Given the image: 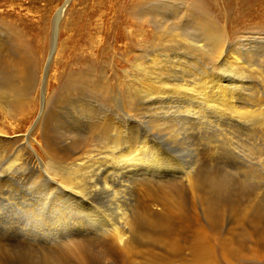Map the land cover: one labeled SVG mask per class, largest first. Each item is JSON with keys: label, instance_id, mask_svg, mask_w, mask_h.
<instances>
[{"label": "bare ground", "instance_id": "1", "mask_svg": "<svg viewBox=\"0 0 264 264\" xmlns=\"http://www.w3.org/2000/svg\"><path fill=\"white\" fill-rule=\"evenodd\" d=\"M180 1L181 6H186L188 3L186 0ZM191 6L193 11H197L196 5ZM153 8L155 9L154 6ZM190 8L191 7H189V9ZM149 9L150 8L147 10ZM121 13L123 12L121 11L120 14ZM124 15H122V17H124ZM195 21L197 25L199 24L203 27V32L201 33V38L203 40L198 41L197 39V41L194 40V42L189 43L194 49H197L196 51L201 53L202 57L206 55L209 61L212 62L219 54H222L221 50L224 43H226V37H224L222 30H219L217 26L200 15L197 14ZM164 23L165 22L159 24L163 26ZM14 34L16 37L18 36V38L14 37L12 33L10 34L9 30H0V110L13 118L20 116L15 122H19V126H22L28 122L36 111V102L33 99V93L38 91V84L33 82V79H31L33 77L28 76L31 72L34 73V66H29V71H23L26 68L23 67L22 63V52L18 49L19 46H21L20 36L16 31H14ZM90 34L86 37L87 43H89V38L92 39ZM184 36L186 35L181 33L182 41L194 38L190 37L188 39ZM196 36L199 35L197 34ZM253 39H251V41ZM202 41H205L203 42L204 44ZM200 42L201 44H199ZM196 51L194 54L197 55ZM234 53L235 56L231 55V57H229L226 55L230 60L223 61L222 66L220 64V66L223 67L222 71L224 73L217 74V69L215 74H213L214 71L212 73L211 71L202 72V77L199 78L197 75L198 77L195 79L196 82L195 80H182L179 82L180 80L174 78L177 74L173 76V72V79L171 78V80L168 79V75L163 76L159 72L157 73L156 70L159 71L162 68V66L159 68L162 64L158 65L159 57L155 54L156 56L151 60V68L153 71H148V69L145 68L147 65H145L142 69L145 68L146 70H142L143 73L141 77H139L140 79L138 78L140 81L139 83H141L140 90L143 93L139 103L142 106L146 105V110L150 114V118L148 117V124H150V126H147V128H145L146 130L143 131L144 136H140L138 139L131 135L127 136L125 129L127 126L125 127L123 122L122 124L120 123L121 121H116L113 119L114 117L110 115L109 110L111 108L109 109L108 107L109 103L114 101L112 100L114 96L107 83L108 75L103 70L96 74L86 63L82 64L81 66L83 68H80L81 70L69 72V74L66 75L65 84L59 91L55 92V95L49 100L46 99L45 91L47 90V86H45V88H43L44 93H42L41 110L37 115L36 121L41 127L43 134L42 147L44 148L45 157L49 160L50 169H47L44 164L41 165V162L34 155L35 153L33 154L29 151L26 146L22 145L23 143L21 145L19 143L18 145L15 141L5 138L3 135L6 133L2 132L3 129H0V195L4 194V188L13 187V185L17 186L16 183H19L16 179L19 178L16 177L17 169H22L23 171L30 169V175L35 176L34 178L31 177L32 181L30 183H32V185L37 184L40 191L45 192V194L47 193V196L51 197V201H56V203H52L53 208L56 207V210L60 208L63 215L66 214L63 213V210L67 209L68 213L73 214L74 217L70 221H68V219L66 221L65 219V221H62L63 223H59L61 226L55 230L49 226L52 230L42 231L41 228H43V224L41 226L38 222L40 219L37 222L40 224L41 228L39 229L42 232H35L29 228V230H27L23 226L24 224L22 223L24 222L22 220L21 225L23 228L19 229L10 222V219H13L15 206L8 200V198L11 199L7 196L9 193H5L7 198H1L0 196V200L7 201L6 204H3V207H0V229L4 231L3 233H5L6 236L7 233L13 235L15 238H19V241L22 240L21 242H23V244L29 246V248L23 247L24 249H20L21 247L14 249L15 244H13L14 248L11 247L12 244L9 242L10 238L8 240L1 238L0 264H7L9 261L13 260L21 264H108L121 261L124 264L125 262L126 264H196L183 258V255H186L184 249L185 244L190 245V255L199 260H209L216 254V249L212 246L211 240L206 235V230L201 226V223H196V225H194L195 235L192 240L186 237V229L193 227L191 225V220L196 221L199 216L213 234L219 231L226 217L229 218L228 225L233 223V225L237 227L238 233L235 235V239H237L240 245L238 250H233L223 236L216 239L220 250L227 252L224 254L226 262L230 261L231 258L238 262L247 259H263L264 209L260 206L263 204L260 202L261 197H259V202L258 200L256 201L255 197L258 194H250L247 192L249 191L248 189L246 191L247 195L243 193H241L243 196L236 194L238 197H242L241 199H237V197L234 198L233 195L232 197H228L226 192L229 191L226 190L228 183V176L226 177V174L228 173L226 171H224L226 174L218 173L214 171V169L213 171H207L209 168L205 171V167L203 168L200 165L197 166V159L201 157L199 155L200 150L198 146L191 150L194 152L193 156L190 154L192 157H186V161L182 164L177 159L178 150H180V153H182L181 151H186L180 148V144H178L184 137L180 139L178 136L182 134L183 130L189 129L190 126L194 125L193 129L195 126L197 128L200 127V130L205 127L210 130L209 127L212 126L219 131L218 135L227 137V133L230 132L222 128L218 121L219 118L222 117H225L228 121L239 124L249 123L250 121L255 122L254 120H257L259 129L257 128L256 130H260L259 133H261V142L258 143H262V148H257V150L255 148L253 155L256 156L254 159L257 160V162H261V160L264 159V108L261 107L264 101L260 96H257L255 101H252L251 98L249 100V97L246 99L248 95L245 97L247 94L245 91L248 90L247 84L249 83L245 74H256L261 77L262 73L254 68V64L248 59L247 55L246 57L240 53L236 54L235 51ZM194 54L192 56H194ZM197 59L200 60L199 57ZM169 64H167V66ZM67 65L68 63L64 62L63 57L60 69L61 67H67ZM157 65L159 67H157ZM172 65L175 71L176 68H180L183 71L182 67L186 64L178 62V64L172 63ZM164 68L165 67L162 69ZM206 69L211 68L209 67ZM206 69L203 70L205 71ZM167 70L166 72H168ZM133 79L135 78L133 77ZM61 80L62 78L59 75L54 79L53 83H51L50 88L59 87ZM134 82L135 81H133V83ZM190 83H193V85L190 86ZM251 90H253L252 87ZM134 91H136V89H134ZM92 92L95 95L98 94L103 100V104L97 102L99 103L98 106L100 109H98L96 105L92 103L94 101L90 99L93 95L89 93ZM137 94L139 95V90ZM255 94L253 96H255ZM182 97L186 99L189 104L191 103V106L185 103L191 108L185 105V107L188 108H184L183 112L185 114L180 118L174 116L176 119L178 118V122H175V120H173L174 118L172 119L173 121H165V116L160 114L169 111L165 112V109H163L164 113H160L157 109L160 107L169 108L170 105L172 106L171 103ZM127 102L128 105L131 104L130 96ZM116 103L117 102L114 104ZM111 104H113V102H111ZM177 104L173 103V105ZM26 106H28L27 109H24ZM179 106L184 107V105L179 104L175 107L178 108ZM182 110L183 109L180 111ZM206 112H210V116H207V114L205 115ZM168 115H170V113ZM62 116L67 117L68 122L64 120L65 123L67 122V125H63L65 127L64 129H66V134L62 131L64 136H60L64 138L66 135V139L67 134L71 136L70 142L65 148H60V145L58 147L55 143L56 141L54 142L50 138L51 127L54 124L56 125V123L59 124V121L62 123ZM253 122L251 123L253 124ZM254 124L256 126V123ZM114 127L117 128V133L115 132L113 134L110 130ZM58 128L56 127V129ZM138 130L137 132L139 133ZM163 130L166 133L161 132ZM195 131L196 130H193L191 132L194 133ZM253 131L255 130H252V132ZM185 132L187 133V131ZM198 133L200 134V131ZM29 135L30 133L24 135L21 137V140L28 139ZM56 136L58 137L59 135L57 134ZM97 136L103 140L102 143L100 139L98 140L100 144L96 142L97 140L95 138ZM246 136H248V133H246ZM55 137H53V139ZM251 138L253 137L251 136ZM177 139H180V141ZM254 139L256 138L254 137ZM58 140L60 141V139ZM184 140L187 141L188 136L187 139ZM184 140L183 144L185 142ZM189 140H192V138ZM229 143L228 145H230ZM183 144L181 147L184 146ZM232 147L234 148V145ZM233 148L229 150L230 154L236 155L235 152L237 150ZM24 149H26L25 151L27 153H22ZM227 149H229V147ZM178 157H180V155H178ZM189 157L191 158L190 161L197 160V162H189V160H187ZM200 161L202 165V160ZM208 164L209 163L203 165L207 168ZM23 171L20 172L24 173ZM45 171H54L57 175L59 174L61 185L64 183L68 190H64V186L54 182L53 179L46 175ZM251 172L260 178V175H257L254 169H252ZM44 175L45 180L43 183H39L38 180L41 181L42 179H40V176L44 178ZM163 178H167L168 180L171 178V180L168 181ZM29 181L26 182L28 183ZM21 183L23 184V182ZM180 183H182L183 188L180 186ZM246 185L248 184L246 183ZM233 186L234 188L239 187L237 185ZM34 190H32V192ZM237 190L239 189H236V192H238ZM132 192H135L134 196ZM184 192L187 198L185 197L186 195H183ZM255 192H257V190ZM27 193L29 194V192ZM31 194L32 193L29 194L30 197L35 195L31 196ZM195 196L198 199V205L195 202ZM21 199L23 202L21 209L23 205L24 207H30L27 203H29L31 199L25 197H21ZM35 201H37V199ZM38 202L42 203V201L39 200ZM13 203L15 204V202ZM247 203L253 207L248 206ZM255 203L259 204V207H256L254 205ZM15 205L19 206L18 204ZM36 205L33 207H36ZM38 206L40 207L39 204L37 207ZM46 206L47 205H45V207ZM78 207L80 209L74 212L73 210ZM45 209L47 210L48 208ZM195 210L199 213H196ZM18 211L15 213L19 215ZM36 214L34 213V215ZM22 215L20 216L22 217ZM46 215L48 216V214ZM33 219L34 217L32 221ZM36 219H38V217H36L35 220ZM18 222L20 223V221ZM27 222L29 223L30 221ZM246 223L251 225L250 229L246 228ZM31 224L33 226V223ZM55 224H58V222L54 223V225ZM26 225L25 222V226ZM36 225L35 223L34 228ZM229 231H231V228H229ZM32 247H35L36 250L32 251ZM94 248H97L99 251L94 253ZM228 264L233 263L230 261Z\"/></svg>", "mask_w": 264, "mask_h": 264}, {"label": "rangeland", "instance_id": "2", "mask_svg": "<svg viewBox=\"0 0 264 264\" xmlns=\"http://www.w3.org/2000/svg\"><path fill=\"white\" fill-rule=\"evenodd\" d=\"M186 1L188 2L187 5L181 6L180 0H0V30H9L10 34L12 33L14 37H16V35L14 34V31H16L17 34L20 36L21 46H19L18 49H20V51L22 52V63H23V67L26 68L23 71H29L30 70L29 66L31 65L34 66V69H35L34 73L31 72L30 74H28V76L33 77L31 78L33 79V82H36L38 84V91L33 93V99L36 102V108H35L36 111L34 112L33 116L28 120L26 124L19 126V122H15V121L19 119L20 116L13 118L7 114H4L2 110H0L1 112L0 113V129H3L2 132L6 133L5 134L6 136L5 135L3 136L5 138L15 141L18 145L19 143L20 145L23 143L22 144L23 146H26L27 149L31 151L33 154L35 153L34 155L41 162V165L44 164L47 169H50L49 160L45 157L44 151H43L44 148L42 147V140H43L42 135L43 134L41 131V127H40V124L38 125L36 121L37 115L41 110V105H42L41 100L43 96L42 93H44L43 88L47 86V90L45 91L46 99L47 100L51 99L55 95L54 93L59 91L60 88L65 84L66 75H68L69 72H75V71L81 70L80 68H83L81 65L85 63L88 66H90L96 74L100 73V71L102 70L106 72V74L108 75L107 83H108L110 91L113 93L112 95L114 96L112 99L114 101H111L113 102V104H111V102L109 103L108 108L109 109L111 108L110 110L108 109L109 113L112 117H114L113 119H115L116 121L118 120L119 122L121 121L120 123L123 122L124 124L123 123L122 124L125 127L127 126L126 128L124 127L126 129L127 136L131 135L137 139L140 136H144L143 131L146 130L145 128H147V126L148 127L150 126V124H148L150 114L146 110L147 107L146 105L142 106L139 103V101H141V96H143V93L140 90L141 83H139L140 82L139 77H141L143 71L146 69H148V71H151V72L153 71L151 68L152 66L151 60L156 56L155 54H157V56L159 57V58L157 57L159 61L158 65L162 64L160 65V67L157 65V67L159 68H161V66L162 68L165 67L164 69L161 68L162 69V70L160 69L161 71L160 70L158 71L155 68L157 73L159 72L163 76L168 75L167 77L170 80L171 78L173 79L174 74L175 75L177 74L176 76H174V78H176L177 80H180L179 82H181L182 80H185V81L193 80L194 81L195 79H197L198 76L199 78L202 77L203 75L202 72L211 71L212 73L214 71L213 74H215L216 69H217L216 71L217 74L224 73L222 71L223 67H221L222 63L223 61L229 59L227 58V56L229 57H231V55L235 56L234 51L236 52V54L240 53L245 56L247 55L248 59L252 62V64H254V68L259 70L262 73L261 74L262 78L256 74L247 73L246 75L244 73L247 81L249 80V83L247 84L248 90L245 91L247 92V94L244 92L243 93L246 94L245 97L248 95L246 99H248L249 97V100L251 98L252 101H255L257 99L256 97L260 96L263 98V101H264V41H263L264 40V0H186ZM191 5H196L197 11H193ZM153 6L155 7V9L153 8ZM147 7L150 9L147 10L148 9ZM189 7L191 8L189 9ZM121 11L123 13L120 14ZM59 14H60V17H59ZM197 14L203 17L204 19H207L210 23L217 26L219 30L223 31L224 37H226L225 38L226 43H224L225 47L223 45L222 50H221L222 54H219L218 55L219 57L217 56V58H215V60L212 62L209 61L206 55L202 57L201 53L196 51L197 49H194L189 43V42H194V40L197 41V39L198 41L203 40L201 38L203 27L199 24L197 25L195 21L197 18ZM122 15H124V17H122ZM163 22H165L163 26L159 24ZM181 33L186 35L184 37H187L188 39L190 37H194V38H190L189 40L186 39V41L185 40L182 41ZM89 34L92 39L89 38V43H87L86 37ZM175 34L176 35L178 34V35L176 36ZM197 34L199 36H196ZM16 38H18V36ZM251 39H253L254 41L253 40L251 41ZM203 42L205 41H202V43ZM199 44H201V42ZM195 51L197 55L194 54ZM193 54L195 58L194 56H192ZM197 56L200 58V60L197 59L198 58ZM63 57H64V62L68 63V65L67 67H61L60 69V64H61V60L63 59ZM180 59L183 61H181ZM188 59L190 60V62ZM195 59L198 61H196ZM201 61L203 64L201 63ZM178 62L186 64V65H183L182 67L183 71L180 68L178 69L176 68V71L174 70L172 63L178 64ZM166 63L167 64L170 63V64L167 66ZM144 66L146 69L145 68L142 69ZM184 66L185 67L187 66L186 69ZM134 67H137L138 69ZM139 67L141 70L139 69ZM166 67L168 68V70ZM169 67L170 69L171 68L173 69L170 70ZM209 67L212 70L206 69ZM203 69H206V70L204 71ZM166 70L168 72H166ZM177 71L179 72L180 75L178 74ZM172 72H173V76H172ZM59 75L62 78L61 84L59 85V87L56 86L55 88L54 87L50 88L51 83H53L54 79L57 78ZM134 75L137 77L138 81L136 80V77ZM177 76L179 77V79ZM133 77L135 79H133ZM249 77L250 79L251 78L252 79L250 80ZM133 81H135L134 83L136 84V86L133 83ZM26 85H27V80H26ZM192 85L193 83L192 84L190 83V86ZM136 87H139V88H136ZM251 87L253 90H251ZM134 89H136V91H134ZM138 90H139V95L137 94ZM249 92H250V95H249ZM89 94L94 96V97L91 96L92 98H90L91 101H94L92 103L95 104L98 109H100L98 106L99 103L97 102H101V104H103V100L100 98L98 94L95 95L93 92ZM254 94L255 96H253ZM129 96H130V101H131L130 105H128V102H127ZM96 98L98 101L96 100ZM179 99H176L173 103L184 105V107L179 106L178 108H176L178 104L173 105V103H171L172 106L170 105L169 108L160 107L157 109L160 113L162 112L164 113V111L165 112L169 111L167 113L168 114L170 113V115H168L167 113L160 114V115L165 116V119H166V120L164 119L165 121L175 120V122H178V118L176 119L175 117H179V118L182 117L183 114H185L183 112L184 108L185 109L191 108L190 107L191 103L189 104V102L186 99L182 97L180 99V102H179ZM95 100H96V103H95ZM115 102L117 103L114 104ZM185 103H188V105L190 106H188ZM185 105L188 108H186ZM27 107L28 106L24 107V109H27ZM261 107L264 108V104ZM163 109L165 110L163 111ZM176 109L178 110V112ZM179 109L180 110L183 109V110L180 111ZM206 114L207 116H210V112H206L205 115ZM61 120H63L62 121L63 124L59 121V124L56 123V125L54 124L55 126L53 125L51 127L50 138L54 142L56 141L55 143L58 147L60 145V148H65L67 144L70 142L71 136L67 134V139L65 138L66 135L64 138H62L64 134H66L65 132L66 129H64L65 127L63 125H67L66 123L68 122L67 121L68 118L65 116H62ZM64 120L67 122L65 123ZM225 120H226L225 117H222V118H219L218 121L222 128H225L228 132H230V133H227L229 137L218 135L219 131L215 127H212L210 125H209L210 127L208 126L210 130H208L207 127H205V125H204L205 128H203L202 130L199 129L200 127L197 128L196 126L193 129L194 125L190 126V128L187 130H183L182 134H180L178 138L181 139L182 137H184V139H187V136H188V140L186 141L183 139L185 141L183 144L182 139H181L182 142L180 141V139H177L178 141H180L179 143L178 142L177 143L180 144L179 145L180 148L185 149L187 152L181 151L182 153H180V150H178L177 159L182 164L184 161H186V157L193 156L194 152L191 150L197 148L198 146V149L200 150L199 155L201 157L199 156L200 158L197 159L198 160L197 166L200 165L203 168L205 167V171L209 168V170L207 171H210V170L213 171L214 169V171L218 173L226 174L224 171L228 173L226 174V177L228 176L227 177L228 183L226 187V190H229V191H226L228 194V197L229 196L232 197L233 195L234 198L237 197V199L239 198L241 199L242 197L240 196H243V194L247 195L246 191L248 189L249 190L247 191L248 193L250 194L252 193L255 195L256 193L258 194L255 197L256 201L258 200L259 202L260 201L259 197H261L260 202H262L263 204H261L260 206H262L264 209V201H263V198H264V159L261 160V162L258 161L259 162L258 163L257 160L254 159L256 158V156L253 155L255 148L256 150L257 148H260V149L262 148V143H258V142H261V133H259L260 130H256L257 128L259 129L257 120H254L255 122L250 121L249 123H245V124L244 123L239 124V123H234L232 121H228V120L225 121ZM251 122H253V124ZM254 123H256V126ZM56 127L57 128L59 127L58 128L59 130L56 129ZM115 128L116 127L110 130L111 133L114 134L117 131V128L116 129ZM192 129L196 131L193 133L191 132L193 131ZM137 130L139 131V133L137 132ZM252 130H255V131L252 132ZM55 131H56V134H55ZM62 131L64 134L62 133ZM128 131H131L132 133ZM185 131H187L188 134ZM199 131H200V134L198 133ZM161 132L166 133L164 130ZM29 133L30 135L28 139H25L22 141L21 137H23L24 135H28ZM59 133H62L63 135ZM246 133H248V136H246ZM57 134L59 135L58 137L62 136L61 137L62 139L58 138L56 136ZM251 136L253 138H251ZM53 137H55L57 140L55 138L53 139ZM98 137L99 136H97L95 139L97 140L96 142L100 144V142L98 141L100 137L99 138ZM190 137L192 138V140H189L191 139ZM254 137L256 139H254ZM58 139H60V141ZM100 141L101 143L103 142L102 139H100ZM181 143L184 146L181 147L182 145ZM228 143L230 145H228ZM233 145H234V148L232 147ZM228 147L229 149H227ZM230 147L238 151V152L237 151L235 152V154L238 156L231 155L232 153L230 154V151H229L231 149ZM25 150L26 149H24L22 153H27ZM178 155H180V157H178ZM190 157L187 158L189 162H197V160L190 161L191 159ZM200 160H202L203 164L209 163L207 165V168L205 165L203 164H202L203 166L201 165ZM252 169H254L257 172V175H260L259 176L260 178H258L256 175H254L251 172ZM17 170L19 171V172L17 171L16 173L17 174L16 177H19V178H16L17 182H19V183H16L17 186L13 185V187L11 186L12 188L9 187L10 189L7 187L4 188L3 189L4 191L1 190L3 191L4 194L0 195L1 198H7V196L10 197L11 199L8 198L9 202L11 201V204L14 205L16 208V210L14 208V213H13L14 221L12 218L10 219V222L14 226H17L19 229H22L24 226L27 230L30 229L35 232L37 231L42 232L44 230L45 231L50 230L51 228L49 226H51L52 229L55 230L61 226L60 224L63 223L62 221H65V219L66 221L67 219L68 221H70L74 217L73 214L68 213L67 209L63 210V213H66L65 215H63L62 210L60 208L59 210H56V207L53 208L52 203H56V201L54 200L51 201V197H48L47 193L45 194V192L40 191V188L39 186H37V184L32 185V183H30L32 181L31 177L33 178L35 177V176L30 175L29 173L30 169L29 170L26 169V171H23L22 169H17ZM20 171L21 172L23 171L25 174L27 173L26 174L27 176L24 173H21ZM53 173H56V172L54 171L46 172V175L49 176L51 179H53L54 182L59 183L61 185L60 175L59 174L57 175V173L56 174H53ZM40 179L41 181L38 180V182L43 183V181L45 180V175H44V178L43 176L42 177L40 176ZM163 179L168 180L167 178H163ZM169 180H171V178ZM26 181H29V182L27 183ZM240 181H241V185H240ZM248 181H251V182H248ZM21 182H23V184ZM237 182L239 183V185ZM246 183L249 186L246 185ZM180 184L179 185L183 188L182 183ZM244 184L246 185V187ZM233 185L235 186L237 185L239 187L234 188ZM61 186H64V190L65 189L66 191L68 190V188L65 186L64 183ZM14 187L15 188L17 187V188L15 189ZM236 189H239L237 190L238 192H236ZM250 189H251V192H250ZM32 190H34L35 192L34 191L32 192ZM256 190L257 192H255ZM27 192H29V194L32 193L31 196L35 194L33 196L34 198L30 197V195ZM232 192H235V193H232ZM5 193H9L12 195L7 194L6 196ZM19 193L21 196L19 195ZM13 194L14 196L15 195L16 196L14 197ZM132 194L134 196L135 192L134 193L132 192ZM236 194H239L240 196L238 197V195ZM183 195L184 196L186 195L185 192ZM21 197L31 199L29 203H27L29 204L30 207H24L23 205L22 206L23 208L21 209V205L23 203ZM185 197L187 198V195ZM35 198L37 199V201H35L36 200ZM194 199H195L196 204L198 205L197 197L195 196ZM38 200L42 201V203L38 202ZM12 201L15 202V204H18L20 207L16 206ZM31 201H34V202H31ZM44 201L47 203H45ZM4 203L6 204L7 201L0 200V207H3ZM36 204L37 205L39 204L40 207L39 206L37 207ZM35 205L36 207H33ZM45 205L47 206L45 207ZM247 205L250 207H253L252 205L248 203ZM254 205L256 207H259V204L257 203H255ZM44 207L48 209L46 210ZM31 208L33 211L31 210ZM43 209H45L46 211ZM79 209L80 208L78 207L73 211L75 212L76 210L78 211ZM17 211L19 212V215L18 213H15ZM30 211L32 213L34 212L35 214L36 213L38 214L34 215V213L32 214ZM195 211L196 213H199L197 210ZM42 213L44 216L42 215ZM39 214H40V217H39ZM46 214H48V216L50 217H48ZM20 215H22V217ZM25 215L27 218L25 217ZM35 216L38 217V219L35 220L36 218ZM33 217H34L33 221L35 222L32 221ZM23 219L24 220L26 219V220L24 221ZM228 219L229 218L226 217V219L223 220L219 231L214 234L210 232L208 226L203 220H201L200 216L198 220L196 221L191 220V225L193 227L186 229L187 231L186 237L189 240H192L195 235L194 225H196V223H201V226H203L206 230V235L211 240L212 246L216 249V254L213 258L209 260H199L196 257H192L190 255V252H189L190 245L185 244L184 249H185L186 255H183V258H186L187 260H189V262H193L196 264H228V262L230 261L233 264H264V257H263L264 254L262 255L263 259H259V260H253V259L248 260L247 259V260H241L238 262L231 258L230 261L228 262L225 261L224 254H226L227 252L220 250L218 246L219 244L216 242L217 238L223 236L227 240L228 244L231 246L233 250L235 249L238 250L240 248V245L237 242V239H235V235L238 233L237 227L234 226L233 223L228 225L229 223ZM21 220L24 223H22ZM47 220H50L51 222ZM18 221H20V223ZM27 221H30V222L28 223ZM37 221L41 224V226L43 224L42 226L43 228H41L40 224H38ZM25 222L27 224L26 225L27 227L25 226ZM57 222L58 224L54 225V223H57ZM21 223L24 225L22 226ZM31 223H33V226ZM35 223L37 225L34 228ZM250 226L251 225L249 223H246L247 229H250ZM39 228H41L42 231ZM229 228H231V231H229ZM3 232L4 231L0 229V239L2 238L4 240H8L10 238L9 242L12 244L11 247H13V244H15L14 245L15 248L13 247L14 249H18L20 247H21L20 249H24L23 247L29 248L28 245L23 244V242H21L22 240L19 241L20 240L19 238L18 240L13 235H9L8 233H7V236H10V237H7L6 234ZM31 249H33L32 251L36 250L35 247H32ZM93 251L94 253H96L99 250L97 248H94ZM12 263L21 264L19 262H15V260L9 261L7 264H12ZM108 264H124V263H122L121 261V262L108 263Z\"/></svg>", "mask_w": 264, "mask_h": 264}]
</instances>
